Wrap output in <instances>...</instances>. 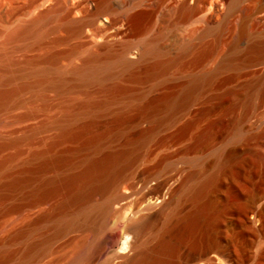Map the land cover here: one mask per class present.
<instances>
[{
  "label": "rangeland",
  "instance_id": "obj_1",
  "mask_svg": "<svg viewBox=\"0 0 264 264\" xmlns=\"http://www.w3.org/2000/svg\"><path fill=\"white\" fill-rule=\"evenodd\" d=\"M97 1L0 0V43L48 6L55 14L40 44L14 49L9 67L0 62V78L34 67L82 66L105 37L112 52L132 41L143 42L136 55L149 42L160 48L134 67L115 65V74L103 82L42 92L25 88L21 101L0 107V264H117L128 234L135 235L133 218L148 223L137 238L155 243L156 232L176 214L195 208L191 188L213 175L215 182L200 200L206 213L201 231L186 236L181 248L215 243L232 248L231 264H264V57L252 60L249 40L239 39L245 16L253 15L249 32L264 30L256 14L264 0H243L220 32L206 31V20L213 15L221 22L226 0H220V15L208 0H190L193 9L183 14L170 9L174 0H145L142 18L131 20L130 0H108L112 10L87 22L83 32L61 24L69 16L90 17ZM53 52L57 61L37 60ZM173 59L166 70L153 73L159 62ZM215 70L187 106L163 108L162 97L180 90L193 74ZM26 80L34 78L18 77L2 88ZM86 102L97 104L95 117H76ZM64 115L76 136H64L52 123ZM95 139L103 144L93 151L87 146ZM122 150L128 151L119 163L124 194L113 202L114 212L103 211L114 196L110 186L94 188L77 201H67L64 186L43 194L46 179L81 171L88 155ZM173 198L151 217L150 204ZM251 207L260 212L253 227L244 223L246 216L255 217ZM68 220L75 223L61 230ZM209 256L220 257L219 249Z\"/></svg>",
  "mask_w": 264,
  "mask_h": 264
},
{
  "label": "bare ground",
  "instance_id": "obj_2",
  "mask_svg": "<svg viewBox=\"0 0 264 264\" xmlns=\"http://www.w3.org/2000/svg\"><path fill=\"white\" fill-rule=\"evenodd\" d=\"M86 1L90 3L93 0ZM208 1L211 2L212 12L220 15V0ZM226 1L228 2V8L224 14V19L220 22V20L216 21L213 15L208 16L206 20L208 23L206 31H222L227 26L231 16L234 15L243 2V0ZM53 2H59V0H46L47 4H52ZM144 2L145 0H130L128 2V5L132 7V9H135V12L129 18L130 20L132 16L137 19L142 18L147 7ZM189 2L190 0H174L170 9L178 14L189 12L193 9L190 7ZM112 8L108 0H98L96 11L90 17L80 19L69 16L65 18L61 24L75 32H83L87 22L95 23L99 21L100 18L111 11ZM256 14H261L260 18L264 20V2L257 8ZM54 16L55 14L52 12V6H48V8L40 11L37 16L33 17L27 23L13 29L6 39L0 43V62H4L5 66L9 67L8 60L14 49L20 46L40 44L47 33L49 26L48 22ZM252 18L253 15L245 16L241 22L239 39L245 38L249 40V50L254 53L252 60L257 61L264 57V55L262 56L261 54V51L264 49V30L249 32V24ZM104 39V42H96V45L99 46V50H90L87 53L85 62L82 66H73L67 70L55 69V71L34 67L30 70L21 71L18 74L13 72L4 78H0V107L16 104L21 101L22 98L19 94H21L20 92L25 90V88H32L31 90L33 91L42 92L48 87L66 90L79 86H87L93 82H103L106 78L115 74L112 71L115 65H119L122 68L134 67L147 60L150 55L158 53L160 50L155 43L149 42L146 43L136 55L135 49L141 43L143 44V42L132 41L123 44L122 48L117 52H112L109 50L108 38L105 37ZM58 59L59 55L53 52L45 54L37 60L55 62ZM174 61L173 59L169 62H159L154 67L153 73L156 74L159 71L166 70ZM228 61H230V58L226 59V62ZM216 74V70L193 74L191 78L182 85L180 90L162 97L161 105L168 110H175L187 106L197 91L203 85L210 82ZM18 77L24 79L34 78V80H26L21 85L11 89L2 88L5 82L14 80ZM96 106L97 104L93 102H86L82 106V109L74 114L76 117L89 115L94 118L96 115L94 108ZM67 121L68 118L64 115L55 118L52 123L61 127L64 136H76L77 133L70 130ZM102 144L103 139H95L88 143L87 147L96 151L102 147ZM126 151L127 150H122L121 152L109 153L102 157L88 155L86 159H84L85 167L81 171L69 173V175L65 177L46 179L43 184V194L46 195L49 192L59 189V186H64L69 191L67 201H77L94 188L97 189L110 186L114 191V196L104 204L103 211L114 212L113 202L124 194L121 190L124 175L121 172L119 163L125 157ZM61 160H64V158L62 157ZM45 165H47V163L43 166ZM215 180L216 176L213 175L191 188L190 195L196 203L195 208L190 212H179L176 214L172 220L167 223V227L163 231L156 232L157 241L153 244L140 241L137 238V235H141L144 232L148 224L145 222L146 220L143 217L133 218L132 228L134 229L135 235L130 239L131 234H128V239L125 242V250L118 254L120 261L117 264H231L235 258L231 247L219 246L215 243L204 245L199 242L188 250H183L181 248V243L186 236L196 235L201 231L206 213L205 205L201 203L200 200L202 196L207 193ZM163 186L164 183L160 184L157 189L160 190ZM185 187L186 182L183 184L182 189H185ZM173 201L174 198L171 202L165 199L162 201V204H150L148 209L152 211L151 217L158 216V214ZM249 210L255 214V217L252 219L249 215L246 216L244 218V223L247 226L253 227L255 221L258 220L257 218L260 212L252 207ZM74 223L75 220L63 222L60 229L64 230ZM168 233H175L176 235L175 237H171ZM216 248L219 249L220 257L215 258L209 256L210 251ZM203 259L206 263H199V261ZM81 260L84 261L85 259L82 257Z\"/></svg>",
  "mask_w": 264,
  "mask_h": 264
}]
</instances>
